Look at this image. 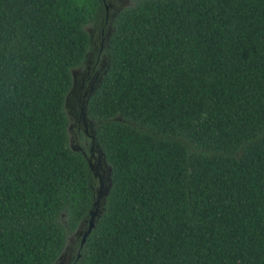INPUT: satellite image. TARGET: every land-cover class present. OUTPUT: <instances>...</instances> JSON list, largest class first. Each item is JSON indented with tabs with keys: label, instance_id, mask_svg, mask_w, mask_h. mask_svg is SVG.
<instances>
[{
	"label": "trees",
	"instance_id": "1",
	"mask_svg": "<svg viewBox=\"0 0 264 264\" xmlns=\"http://www.w3.org/2000/svg\"><path fill=\"white\" fill-rule=\"evenodd\" d=\"M102 1L0 0V264H55L95 207L68 264H264V0ZM106 24L98 198L65 97Z\"/></svg>",
	"mask_w": 264,
	"mask_h": 264
},
{
	"label": "rangeland",
	"instance_id": "2",
	"mask_svg": "<svg viewBox=\"0 0 264 264\" xmlns=\"http://www.w3.org/2000/svg\"><path fill=\"white\" fill-rule=\"evenodd\" d=\"M128 3V0H105L106 4V16L107 18L111 17L117 10H119L122 6ZM87 30L91 34V38L93 41V48L97 50L98 46L100 45L101 37H104L106 33L109 31V26L106 24L103 28V32L92 30L91 28L87 27ZM102 50V48H101ZM105 67V58L103 54L99 53V57L96 60L95 56L90 52L87 56L85 66L83 68H78L72 71V80L73 83L68 94L65 97V109L68 118V125H67V139L69 146L74 149L78 150L79 148L88 149L90 146L87 139L79 140L78 136L76 135V129L82 130L81 120L78 118L79 116V100L81 99V95L83 91L96 81V77H100L103 69ZM91 132V126L89 125V133ZM88 137V136H87ZM92 147V157H88V161L92 170L95 174L100 175L103 179L105 176L107 177V167L103 163V160L99 159L98 157V149L93 150ZM97 177V176H96ZM98 178V177H97ZM107 179L103 180V186ZM84 231V224H81L75 233L69 237L68 245L65 248L62 255L59 257L58 261L55 264H68L71 260L72 251H73V242L77 236L82 234Z\"/></svg>",
	"mask_w": 264,
	"mask_h": 264
},
{
	"label": "flooded vegetation",
	"instance_id": "3",
	"mask_svg": "<svg viewBox=\"0 0 264 264\" xmlns=\"http://www.w3.org/2000/svg\"><path fill=\"white\" fill-rule=\"evenodd\" d=\"M102 2L104 4L105 12H106V9L107 8H106L105 0H103ZM106 19H105V22H106ZM102 30H103V28H101L100 33H102ZM102 41H103V37H101V39H100V42H102ZM100 51H101V43H100L99 48L97 49V54H96V57H95L96 60L99 57ZM99 81H100V77H98V78L96 77V81H94L93 83H91L90 85H88V87L83 91V93L81 95V99L79 100V104L80 105H79V116H78V118L81 120V125L83 126L82 127V130H83V132H84V134L86 136H89L90 135V133H89V125H90V123L85 119L84 112H83V103L89 97V95L93 92V90L95 89V87L97 86V84L99 83ZM78 129H79V126H78ZM89 150L91 151L92 150V147H90ZM92 155H93V153L90 152V157H92Z\"/></svg>",
	"mask_w": 264,
	"mask_h": 264
},
{
	"label": "water",
	"instance_id": "4",
	"mask_svg": "<svg viewBox=\"0 0 264 264\" xmlns=\"http://www.w3.org/2000/svg\"><path fill=\"white\" fill-rule=\"evenodd\" d=\"M91 139H92V136H91ZM100 155H101L100 152H98V157H99V159L102 160V158L100 157ZM103 163H104V161H103ZM90 168H92V167L90 166ZM107 173H108V168H107ZM94 175L98 177L99 185H98L97 197L99 198V197L101 196V194L103 193V190H104L103 180L107 179V177L105 176V179H103L100 175H97V174H95V173H94ZM94 204H95V206H96V204H97V200L95 201ZM95 210H96V207H95ZM95 210H94L93 213H90V216H89V219H88L87 227H86L85 231L82 232V236H81V239H80V245H81V243L83 242V240H84L86 234L90 231V229H91V227H92V217H93V214L95 213Z\"/></svg>",
	"mask_w": 264,
	"mask_h": 264
}]
</instances>
